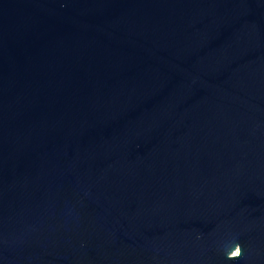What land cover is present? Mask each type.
Returning <instances> with one entry per match:
<instances>
[{"label":"water","instance_id":"1","mask_svg":"<svg viewBox=\"0 0 264 264\" xmlns=\"http://www.w3.org/2000/svg\"><path fill=\"white\" fill-rule=\"evenodd\" d=\"M0 264H264V0H0Z\"/></svg>","mask_w":264,"mask_h":264}]
</instances>
